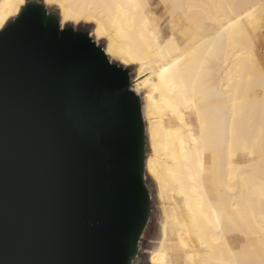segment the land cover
I'll use <instances>...</instances> for the list:
<instances>
[{"label": "bare ground", "instance_id": "1", "mask_svg": "<svg viewBox=\"0 0 264 264\" xmlns=\"http://www.w3.org/2000/svg\"><path fill=\"white\" fill-rule=\"evenodd\" d=\"M26 1L0 0V30ZM159 1L163 21L151 0H44L62 25L92 24L110 59L136 67L146 171L161 208L149 262L264 264V66L255 39L264 0ZM234 146L258 159L235 161ZM225 229L243 234L238 247Z\"/></svg>", "mask_w": 264, "mask_h": 264}, {"label": "water", "instance_id": "2", "mask_svg": "<svg viewBox=\"0 0 264 264\" xmlns=\"http://www.w3.org/2000/svg\"><path fill=\"white\" fill-rule=\"evenodd\" d=\"M146 148L129 69L27 0L0 30V264H134Z\"/></svg>", "mask_w": 264, "mask_h": 264}, {"label": "rangeland", "instance_id": "3", "mask_svg": "<svg viewBox=\"0 0 264 264\" xmlns=\"http://www.w3.org/2000/svg\"><path fill=\"white\" fill-rule=\"evenodd\" d=\"M37 1H40L44 5H46L50 12L57 14L59 23L61 24V16H60L59 10L56 6L47 5L44 2V0H37ZM151 3H152V8H151L152 16L156 19H160L161 21H163L166 18L167 7L162 5L159 0H151ZM68 25H71L72 27L76 28L78 31L87 32L89 35H90V33L92 31V27H93V25L89 24V23L80 22L78 24H75L71 21H67L63 26H68ZM255 39H256V52L258 54V57H259L262 65L264 66V28L263 29L259 28L256 31ZM98 42H99L98 44L102 45L103 47L105 46L104 40H100ZM111 60L113 62L118 63V64H122L117 58H111ZM122 65L129 69V72L131 75L132 86H133L134 79L138 76L136 67L133 65H125V64H122ZM258 91L261 92L260 89ZM189 116H190L189 120L191 122H193L194 125H196L195 124V118L192 115H189ZM225 149L228 150L227 147ZM232 149H235V156H234L235 161L246 162V161H249L253 158L258 159L257 155H255V156L249 155V153H250L249 148H244L243 146H234V147H232ZM150 152H151V149L149 148V144L147 141L146 153L148 154ZM243 175L244 174H242V176ZM147 176H148V184L150 187L151 197H152L151 198V213H150L149 222H148V224H147V226H146V228L142 234V237L140 239L139 255L135 259L134 264H151L149 262V250H151L153 248L157 238L159 237L161 208H160V201H159V198L157 195L158 186H157V183L154 181V179H152L148 173H147ZM240 176L241 175H239L237 177V179H235V181H237L238 186L234 190V192H237L241 188L242 181H240ZM172 198L173 197L171 196L170 199L167 200V205L169 207L176 204V201ZM224 233L227 236V238L232 242L233 246H235V247H238L240 245L241 241L244 240V236L241 232H234V231H231L229 229H225ZM168 258H169L170 262H172V263L175 262V260L173 259L172 256H169Z\"/></svg>", "mask_w": 264, "mask_h": 264}, {"label": "flooded vegetation", "instance_id": "4", "mask_svg": "<svg viewBox=\"0 0 264 264\" xmlns=\"http://www.w3.org/2000/svg\"><path fill=\"white\" fill-rule=\"evenodd\" d=\"M29 1H31V0H29Z\"/></svg>", "mask_w": 264, "mask_h": 264}, {"label": "trees", "instance_id": "5", "mask_svg": "<svg viewBox=\"0 0 264 264\" xmlns=\"http://www.w3.org/2000/svg\"><path fill=\"white\" fill-rule=\"evenodd\" d=\"M59 21V20H58Z\"/></svg>", "mask_w": 264, "mask_h": 264}]
</instances>
